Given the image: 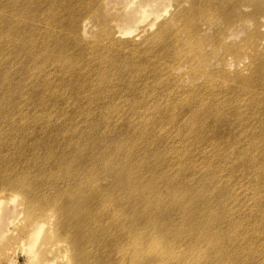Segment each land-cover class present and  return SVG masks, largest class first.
I'll return each mask as SVG.
<instances>
[{"label":"bare ground","instance_id":"6f19581e","mask_svg":"<svg viewBox=\"0 0 264 264\" xmlns=\"http://www.w3.org/2000/svg\"><path fill=\"white\" fill-rule=\"evenodd\" d=\"M81 4L0 0V188L31 200L49 184L84 183L87 201L107 205L64 231L86 264H264V82L227 84L224 100L154 87L156 50L148 57L110 36L98 51L71 41ZM151 15L138 7L118 33ZM142 90L152 95L135 99ZM102 176L126 205L97 187Z\"/></svg>","mask_w":264,"mask_h":264},{"label":"rangeland","instance_id":"374dc122","mask_svg":"<svg viewBox=\"0 0 264 264\" xmlns=\"http://www.w3.org/2000/svg\"><path fill=\"white\" fill-rule=\"evenodd\" d=\"M140 6L156 11V21L151 15L137 25L129 22L127 28L133 32L120 35L118 28L126 14ZM254 8L263 11L264 0H82L75 7L81 11L78 29L68 36L89 50L103 48L110 42L109 36L113 40L132 41L137 47L128 49L144 52L148 57L152 54L150 49L156 50L158 61L147 62L152 64L148 72L152 84L156 83L154 87L168 85L181 92L211 93L224 100L223 91L228 94L230 89L227 84L262 86L264 82V14L255 13ZM152 22L155 23L150 27ZM164 24L167 25L163 27ZM161 28L165 29L162 34ZM137 71L125 70L131 83L142 82V72ZM61 93L60 97L67 99L68 93ZM151 95V90H142L134 98L146 100ZM115 117L126 119L123 113ZM1 138L6 139L3 135ZM97 187L107 189L117 206L126 205L127 195L112 187L107 176L99 179ZM86 197L89 198L84 183L78 187L69 184L63 191L49 184L37 195L33 193L31 200L20 190L0 188V264H68L71 257L73 264L88 263L74 253L64 232L77 215L91 219L107 206L96 198L87 201ZM260 197L264 201V196ZM142 224L149 221L143 220ZM154 234H158V224L154 225ZM260 246L264 249V245Z\"/></svg>","mask_w":264,"mask_h":264}]
</instances>
